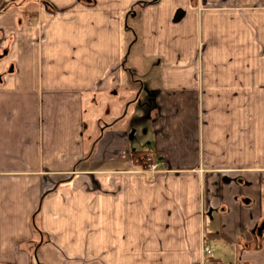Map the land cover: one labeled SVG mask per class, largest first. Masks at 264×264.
Wrapping results in <instances>:
<instances>
[{"label": "crops", "instance_id": "crops-1", "mask_svg": "<svg viewBox=\"0 0 264 264\" xmlns=\"http://www.w3.org/2000/svg\"><path fill=\"white\" fill-rule=\"evenodd\" d=\"M263 216L264 0H0V264H264Z\"/></svg>", "mask_w": 264, "mask_h": 264}, {"label": "built area", "instance_id": "built-area-1", "mask_svg": "<svg viewBox=\"0 0 264 264\" xmlns=\"http://www.w3.org/2000/svg\"><path fill=\"white\" fill-rule=\"evenodd\" d=\"M146 159H149V156H146ZM148 168L150 170H153L155 168V164L153 162H147ZM202 250H204L206 253L210 251L209 247L207 245H202Z\"/></svg>", "mask_w": 264, "mask_h": 264}, {"label": "water", "instance_id": "water-1", "mask_svg": "<svg viewBox=\"0 0 264 264\" xmlns=\"http://www.w3.org/2000/svg\"><path fill=\"white\" fill-rule=\"evenodd\" d=\"M178 14H180V11H177L176 14H175V18L178 16ZM264 226V216L262 218V220L260 221L258 227H257V230L260 231V229Z\"/></svg>", "mask_w": 264, "mask_h": 264}, {"label": "rangeland", "instance_id": "rangeland-1", "mask_svg": "<svg viewBox=\"0 0 264 264\" xmlns=\"http://www.w3.org/2000/svg\"><path fill=\"white\" fill-rule=\"evenodd\" d=\"M133 56H134V55H133ZM133 56H132V57H133ZM129 57H130V56H129ZM145 160H146V162H147V159H146V157H145Z\"/></svg>", "mask_w": 264, "mask_h": 264}]
</instances>
